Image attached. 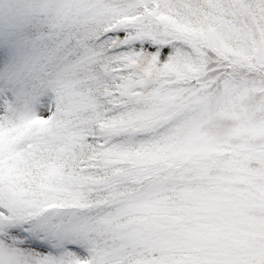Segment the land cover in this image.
I'll use <instances>...</instances> for the list:
<instances>
[{
  "label": "snow or ice",
  "instance_id": "1",
  "mask_svg": "<svg viewBox=\"0 0 264 264\" xmlns=\"http://www.w3.org/2000/svg\"><path fill=\"white\" fill-rule=\"evenodd\" d=\"M0 264H264V0H0Z\"/></svg>",
  "mask_w": 264,
  "mask_h": 264
}]
</instances>
